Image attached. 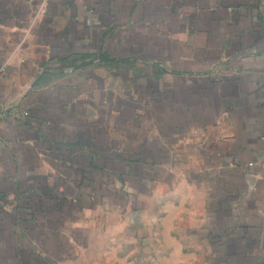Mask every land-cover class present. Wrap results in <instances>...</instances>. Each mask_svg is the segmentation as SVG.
Returning <instances> with one entry per match:
<instances>
[{
	"label": "crops",
	"instance_id": "1",
	"mask_svg": "<svg viewBox=\"0 0 264 264\" xmlns=\"http://www.w3.org/2000/svg\"><path fill=\"white\" fill-rule=\"evenodd\" d=\"M166 255L264 264V0H0V264Z\"/></svg>",
	"mask_w": 264,
	"mask_h": 264
},
{
	"label": "rangeland",
	"instance_id": "2",
	"mask_svg": "<svg viewBox=\"0 0 264 264\" xmlns=\"http://www.w3.org/2000/svg\"><path fill=\"white\" fill-rule=\"evenodd\" d=\"M152 227V226H151ZM147 242V241H146ZM141 243H142V241H141ZM145 245V244H144ZM183 257H186V258H190V255H185V256H183ZM150 261H149V264H157V256H154V258H151V259H149ZM165 263L166 264H169V263H171V264H173V263H175L176 261H175V259H174V257L173 256H170V255H166L165 256ZM191 263V261L190 260H188L187 262H184V264H190Z\"/></svg>",
	"mask_w": 264,
	"mask_h": 264
}]
</instances>
